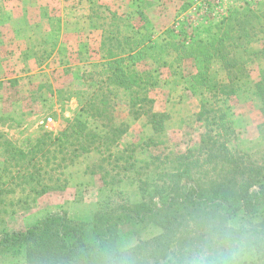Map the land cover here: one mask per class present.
Returning a JSON list of instances; mask_svg holds the SVG:
<instances>
[{"label":"rangeland","instance_id":"374dc122","mask_svg":"<svg viewBox=\"0 0 264 264\" xmlns=\"http://www.w3.org/2000/svg\"><path fill=\"white\" fill-rule=\"evenodd\" d=\"M195 4L0 0V231L26 229L59 212L90 223L120 201L159 202L156 188L167 189L177 156L198 149L206 119L217 133L219 123H232L228 147L264 166V0H224L205 18ZM199 40L215 55L208 86L193 80L202 59L185 58ZM136 45L146 58L130 71L154 82L145 112L130 105L128 91L105 82L104 63L118 58L109 51ZM223 58L234 64L230 73ZM154 113L164 116L158 133L150 124ZM75 121L91 132L85 151L76 140H58ZM42 174L54 180L43 181L50 191L38 195ZM31 176L37 184L26 183ZM263 217L264 211L240 213L230 224L247 228ZM160 233L152 224L121 227L119 245ZM0 261L27 264L25 249H2Z\"/></svg>","mask_w":264,"mask_h":264},{"label":"trees","instance_id":"16d2710c","mask_svg":"<svg viewBox=\"0 0 264 264\" xmlns=\"http://www.w3.org/2000/svg\"><path fill=\"white\" fill-rule=\"evenodd\" d=\"M109 55L118 58L108 56L104 63L106 84L128 91L130 105L143 110L146 103L151 102L147 93L154 82L150 75L144 77L130 69L144 61L146 53L136 45L127 49L121 47L117 53L110 50ZM214 56L200 40L187 47L185 58L202 59L203 65L200 64L193 78L198 85L210 84L209 71ZM223 59V66L230 73L234 64ZM206 109L204 106L203 113ZM162 117L156 113L150 117L155 133L164 130ZM219 118L224 120L226 114L221 112ZM226 126L219 123L217 133L206 119L198 149L177 156L178 169L163 183L167 189L156 188L161 198L159 202L153 199L137 204L120 201L116 208L98 212L90 223L71 221L64 212L54 213L26 229L0 231V250L23 247L27 264H183L188 251L210 234L232 231L230 222L238 214L253 217L264 211V166L251 156L228 147L227 137L234 132L232 123ZM90 134L84 123L75 121V126L69 123L66 130L59 133L58 140H76L79 144L76 148L85 151L83 139ZM19 157L27 159L22 152ZM41 177L42 191H33L38 195L50 191L43 181L54 180L45 174L38 175V179ZM29 179L24 177L27 184L36 183L35 176ZM63 189L62 185L53 190ZM165 193L167 197L163 199ZM135 224H152L159 227L161 233L148 239L139 238L134 246L121 248L119 230ZM233 235L244 236L248 242L240 264H264V217L257 224L233 231Z\"/></svg>","mask_w":264,"mask_h":264},{"label":"clouds","instance_id":"9594fccd","mask_svg":"<svg viewBox=\"0 0 264 264\" xmlns=\"http://www.w3.org/2000/svg\"><path fill=\"white\" fill-rule=\"evenodd\" d=\"M238 230L239 226H233L232 231L210 234L188 251L183 264H240L248 242L244 236L233 235Z\"/></svg>","mask_w":264,"mask_h":264},{"label":"built area","instance_id":"2783aa9c","mask_svg":"<svg viewBox=\"0 0 264 264\" xmlns=\"http://www.w3.org/2000/svg\"><path fill=\"white\" fill-rule=\"evenodd\" d=\"M224 0H195V8L197 7L200 15L206 17V15L215 14L221 7Z\"/></svg>","mask_w":264,"mask_h":264}]
</instances>
